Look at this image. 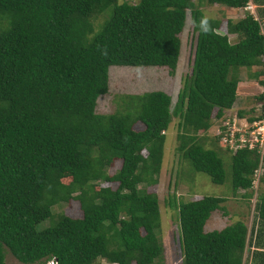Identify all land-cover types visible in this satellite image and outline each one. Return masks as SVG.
Returning <instances> with one entry per match:
<instances>
[{
  "label": "trees",
  "instance_id": "1",
  "mask_svg": "<svg viewBox=\"0 0 264 264\" xmlns=\"http://www.w3.org/2000/svg\"><path fill=\"white\" fill-rule=\"evenodd\" d=\"M248 1L198 0L242 9L220 34L221 20L204 16L192 0H0V264L5 251L21 264H165L157 197L144 186L156 182L172 117L178 156L221 184L228 153L231 189L251 196L264 156L246 146L221 150L220 134H207L236 100L239 69L254 67L250 76L264 89V26L243 9ZM186 10L192 58L173 107L167 93L150 90L119 95L113 113L95 112L110 66L173 73ZM256 13L264 19V7ZM256 100L260 111L248 122L262 117L264 91ZM246 112L253 108L236 113ZM114 161L118 168L108 172ZM261 168L254 242L239 220L203 230L210 213L223 209L222 197H168L181 264H243L249 243L248 264H264ZM70 201L80 216L54 210ZM43 221L48 225L40 227Z\"/></svg>",
  "mask_w": 264,
  "mask_h": 264
},
{
  "label": "rangeland",
  "instance_id": "2",
  "mask_svg": "<svg viewBox=\"0 0 264 264\" xmlns=\"http://www.w3.org/2000/svg\"><path fill=\"white\" fill-rule=\"evenodd\" d=\"M135 3L137 0H124ZM202 11L206 17L218 18L221 20L220 27L217 32L225 34V20L227 18L235 20L241 16L242 9L229 10L217 5L199 4L198 0H192ZM252 7L251 12L254 18L260 19L264 26V19L260 13H256L264 7V0H249ZM256 11V12H255ZM99 21L96 20V22ZM193 28L189 11L186 10L185 21L182 31L179 34L180 50L176 67L171 74L166 67H129V66H110L108 68V84L106 93L100 95L96 99L95 112L108 114L113 113L121 104L119 95L142 93L150 90H161L170 96L172 108L176 101L177 93L182 85L183 77L190 72L192 50H193ZM229 42L236 40L235 35L227 34ZM254 71L252 68H241L238 71L239 82L236 85V100L229 110L225 111V118L213 119L208 135L217 132L219 125L223 122L231 120V130H236L247 126V116L258 114L261 104L256 100V96L264 91L255 78L250 74ZM253 108V112L243 114L242 117L237 116L238 110L248 111ZM225 119L227 121H225ZM177 117H172L165 130L166 139L163 145V155L160 169L156 175V182L151 185L144 186L147 192L156 195L159 208V226L157 236L159 237L163 247V259L165 264H181L180 250L177 240L176 216L172 208L168 204V197L174 194L177 198L183 200H191L198 196H214L222 197L224 201L220 203L223 209L212 211L203 225L204 231L219 230L237 220L242 221L247 227V236L250 242H254V230L256 222L254 219L253 204L255 197L263 188V184H257L256 191L251 196L243 197L245 192L241 189L233 192L229 184V154L224 153L222 156L223 167L225 169L226 179L221 184L212 183L208 176L202 172H196L192 169L188 160L178 156L175 151L177 144L176 135ZM135 129L142 126L138 123L134 125ZM245 129V128H244ZM221 150L223 149V141L217 144ZM221 145V146H220ZM264 163H262L263 166ZM119 161H114L113 165L108 169L112 172L118 168ZM261 166V167H262ZM113 188L115 184L111 185ZM141 187L142 185H138ZM56 212L63 211L70 217L80 216L77 203L70 201L69 204H62L60 207H54ZM47 221V220H45ZM45 221L40 223V227L48 225ZM249 232V233H248ZM247 239V240H248ZM248 247V248H247ZM252 249V243L245 246L242 257L243 264H248L249 258H246L247 252ZM249 256V255H248ZM101 262V261H100ZM4 264H21L8 251L4 252ZM102 264H106L103 263Z\"/></svg>",
  "mask_w": 264,
  "mask_h": 264
},
{
  "label": "built area",
  "instance_id": "3",
  "mask_svg": "<svg viewBox=\"0 0 264 264\" xmlns=\"http://www.w3.org/2000/svg\"><path fill=\"white\" fill-rule=\"evenodd\" d=\"M243 9L248 10L250 13L252 7L250 3L247 2L246 6L243 7ZM225 121L227 120L225 119ZM231 124V120H228L227 122H223L222 125L218 126L217 132L214 133L217 136L220 134L218 142L220 140L223 141V146H226L229 150H235L237 147L243 146H246L248 149L255 148L260 158L264 156V106L262 109V117L260 119L248 122L247 126H244L242 130H231ZM221 126L224 127L223 130L220 129ZM261 173L262 168L261 164L259 163L258 167L253 171L252 174L251 187L254 192L256 191L258 179ZM45 264H55V260L50 259Z\"/></svg>",
  "mask_w": 264,
  "mask_h": 264
},
{
  "label": "clouds",
  "instance_id": "4",
  "mask_svg": "<svg viewBox=\"0 0 264 264\" xmlns=\"http://www.w3.org/2000/svg\"><path fill=\"white\" fill-rule=\"evenodd\" d=\"M205 30H206V24H205Z\"/></svg>",
  "mask_w": 264,
  "mask_h": 264
}]
</instances>
